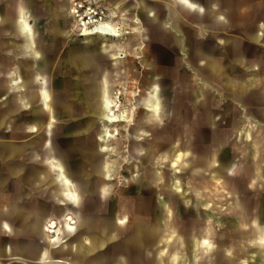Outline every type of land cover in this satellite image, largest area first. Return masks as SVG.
<instances>
[{
	"label": "crops",
	"instance_id": "0c3cea01",
	"mask_svg": "<svg viewBox=\"0 0 264 264\" xmlns=\"http://www.w3.org/2000/svg\"><path fill=\"white\" fill-rule=\"evenodd\" d=\"M53 2L54 0L47 1L49 15H53L55 20L59 21L65 28L66 22L51 6ZM197 4L202 8L215 9V11L219 13L218 22L226 26L223 29L216 28L213 32L216 35V44L227 48V60H223L220 54H216L210 63L200 62L201 67H203V77L208 80L210 75H206L205 71H211V81L214 86L218 88L221 97L227 96L231 100L240 103L247 108L246 112L249 117H256L264 121V99L259 96L260 93H264V62L261 64V83L257 86L255 85L256 87H253L254 84L252 79L247 78L246 75L241 72V70H243L242 67H244L245 70H250L255 66L253 61L247 59V55H252L256 51L252 45H264V28L262 27V24H264V0H213V3H210V0H140L137 5L144 24L153 30L157 40L161 42L169 41L172 43L175 51L183 54L186 41L188 42L195 38L194 36H196L197 33L200 34H198V38L204 37L201 31H203L204 27H202V24L206 22L207 13L200 12L195 6ZM121 5V1L117 2L112 11L117 13V9ZM19 14L21 13L19 12ZM49 15L33 16L28 22H22V30L26 34H29L32 25L41 27L48 20ZM197 19L200 20L198 21ZM159 22H162L164 27L168 30L167 34L162 32L158 26ZM132 23L135 24L133 31L139 32L138 25L140 21L134 18ZM234 23L236 25H241V23L244 25L242 30L244 40L225 36V34L231 30ZM123 33H128L126 28H123ZM233 41L237 43H235V52L232 46ZM0 43L5 46L4 49L0 51V69L8 65L11 67L10 71L14 72L10 77L0 74V81H3L2 84H4V88L0 91V98L6 99L3 105L4 110L2 111V115L5 118L11 112L17 113V119L19 118L20 121L19 131L24 134H37L34 138H27L28 140L22 142L0 141V145L4 143L10 146L18 145L16 148L10 147L5 151L0 149V179L3 178L6 183L9 181L13 182V186L4 193V195L7 196L3 204L4 206L8 205L14 192L17 191L20 193V203L26 207L24 210H21L24 214H30L33 206L46 202L54 203L62 207V209L58 211H53L46 221L61 220L66 216H70L75 221V224L73 226L63 224L59 227L60 235L65 238V235L74 234L78 225L77 216H71L69 211L65 209L67 205L71 207V204H74L78 200L77 192L72 187L70 178L65 176L63 179V193L62 196L59 195L56 191V182L54 179L57 163L53 160L49 163H40L37 160L30 161L29 156L34 152L38 154L41 152L46 128L50 125H54V132L51 136L53 139L60 140L63 138L71 139L80 137L85 140H98L101 143V149L104 153H113L114 149L110 147V141L114 138V130L119 133V129L116 127L119 123L111 124L108 122L107 113L109 108L107 107V102H112L113 100L108 93L109 85L105 54L115 50L116 46L114 44L108 45L107 42H103V44L99 46L95 44L67 45L65 37L60 46V51L50 77L47 79V87L50 89V95V93H44L43 91L41 94L40 88L42 86V79L37 80L34 82V85L32 84L29 86L27 82L21 81V79H27L28 64L25 61L28 56L15 58L13 61L11 60L17 48L16 42L11 39L0 38ZM25 47L28 49L29 56H37L38 51L32 46L31 39L28 38V40H26ZM95 58L101 63L102 73L100 75H97V72L94 71ZM181 58H179L177 62L171 80L164 85L161 84L159 87L151 85L149 92H147L142 102L144 108L150 113V121L154 124L162 122L164 117L162 112L163 103L162 99L159 97L160 94L166 91L172 95V93L178 90L175 85H172L173 87L170 90L168 87L173 84L174 78L179 71ZM153 59L156 62L155 57H153ZM155 62L152 67V72L158 70V66ZM53 96L62 98L63 102L61 107L66 112L70 113L67 117L63 116V114L52 115L51 103ZM252 101L258 103V106L250 107ZM45 103L47 106L44 105ZM173 104L174 96H172L170 100L171 108H173ZM213 106L214 111L212 117L216 123L221 125V121L218 120V116L220 115L219 100L216 101V103L213 102ZM85 111L91 115L90 118L83 115ZM168 116H171L170 113H168ZM196 116L199 118V123L202 124V127L210 131L204 125L206 116ZM96 120L99 121V126L96 125V123H98ZM133 122V120L125 119V121L120 123L131 125L134 124ZM232 122L234 125L232 129H225L226 132H230L228 140L230 136H232L233 128H237L236 121L233 120ZM219 127L221 128V126ZM209 133V137H211L213 133L211 131ZM136 134L140 135L142 132L138 129ZM260 135L261 133L257 130L255 135L253 137L251 136V140L253 141L255 138H259ZM136 147L133 149H136ZM156 147H158V144ZM249 147L250 146L244 149L246 152L244 156L248 155ZM177 150L178 148L175 151ZM142 153L144 154V151ZM188 155L190 156L187 152L184 154L180 153L171 159L174 153L171 155L166 154L165 159L169 161V165L172 168L185 169L186 165H188V169H190V164L185 163V161L183 162V159ZM228 155L234 154L229 153ZM51 157L52 156H50V158ZM226 157L227 155L219 157L218 154L217 159H214L212 163L213 169L218 168V159L223 161ZM140 158L145 161L148 159V156L142 155ZM21 159L25 161L23 167L14 168L11 165V161ZM233 165L234 162L230 169L229 176L232 172L240 174L242 162L238 170H235ZM105 169V179L107 180L111 172V165L107 160ZM256 174L259 177H254L253 180L250 181V184L248 183L249 190L254 182L259 181L264 176V166L260 171H257ZM144 177L151 179L155 183L163 180L165 185L172 186L168 182V176L162 173L153 175L151 172H146ZM173 186L179 191L182 185L179 180H173ZM105 187H107L106 184L103 188L104 191ZM197 192H200L198 188ZM61 199L65 202L62 206ZM107 200H109V193ZM250 201L244 202L248 204ZM160 206L158 213L152 214V218L150 217L154 220L153 225L145 222L143 219L145 216L139 213L135 218L133 226L129 224L126 225L130 220L127 215L122 214L121 217H119L117 224L122 232H120L121 234L118 236L127 238L129 243L126 245L135 248L137 251L134 253V251L128 250L123 254L122 258H119L117 254L110 256L112 260L123 263H102L96 261L88 263L89 261L85 260L83 261L85 263L75 264H264V200L260 199V217H250L245 223L241 221L234 207H231L230 209L233 210L232 215L235 222L227 223L226 228L222 233L218 234L217 238V233L212 229L216 226L215 221L212 225L203 227L205 231L204 234L200 237H193L194 252L197 255L195 254V257L192 255V258H190L191 251L189 242L185 243L186 238L184 233H182V231L178 232L177 228L173 226L169 227L172 224L169 223L170 214H172L174 220L169 203L161 202ZM60 212H62V214L59 217L57 216L58 218L53 216L55 213ZM235 223H239L240 232L245 233V236H239L237 232L233 230V224ZM163 227L164 230L162 229ZM243 227L248 229L243 230ZM253 229H258L255 233L256 235H248ZM5 234H8V229L2 226L0 229V236ZM147 235H151V237L154 236V240L148 243L146 239ZM160 236L166 237L165 240L168 251L165 253L164 250L158 251L154 254V259H147L145 256L146 245H151V243L159 239L158 237ZM97 239L98 237L95 236L93 240L97 241ZM84 241L87 243L86 246H89L90 239L85 238ZM45 242L47 246L50 245L54 248L58 245H62L65 241L63 243L52 244L50 237H46ZM69 246L76 248V254L81 253L86 255V251L81 247L71 243H69ZM51 249L48 247L45 248L44 260L50 259ZM59 250L63 253L62 249ZM139 251L142 252V260L138 255ZM251 251L257 252V260L260 263H247L246 260L242 259V257H246ZM68 254V256L63 255L66 258H62L68 259L72 255H75L71 254L70 249Z\"/></svg>",
	"mask_w": 264,
	"mask_h": 264
},
{
	"label": "water",
	"instance_id": "95a60500",
	"mask_svg": "<svg viewBox=\"0 0 264 264\" xmlns=\"http://www.w3.org/2000/svg\"><path fill=\"white\" fill-rule=\"evenodd\" d=\"M47 1L0 0V38L11 39L16 42L17 48L11 57L12 61L18 57L28 56L25 61L28 64L27 79L24 78L21 81L27 82L29 86L42 79L41 94L42 91L50 93V89L47 87V79L50 77L60 46L67 34L64 26L55 20L53 15H49ZM210 3H213V0H210ZM195 6L200 12L207 13V19L202 24L204 28L201 31L204 37L198 38L199 33H197L194 36L195 38L188 41L189 43L186 41L183 57L179 64V71L174 78L173 84L168 87L169 90L174 85L178 88L177 92H175L174 104L170 112L173 117L172 123L156 132L158 147L154 148L148 144L142 151H144V156H148V159L145 160L149 166L147 172H151L153 175L156 174L157 171L154 166L158 164V159L163 160L166 154L171 155L177 148H180L176 147V140L188 134L187 128L191 125L196 115H205L204 125L213 133L209 137L207 145L196 148L184 144L181 149H186V152L190 154L188 158L190 163L189 171L196 173L197 177L203 176L202 171H212L219 176L227 178L235 159L234 155H227L223 161L218 159V168L213 169L212 167L214 159L218 157L220 148L226 144L230 135V132L228 133L225 129H221L219 123H216L212 117L214 111L213 102L216 103L221 94L211 81V71H205L206 75H210L208 80H206L202 75L203 67L200 65V62L210 63L216 54H220L223 60H227V48L216 44V35L213 32L216 28L223 29L226 26L218 22L219 13L215 9L202 8L198 4ZM43 15H49V18L41 27L32 25L29 34L22 30V22H28L33 16ZM158 26L164 34L168 33L162 22H159ZM262 27L264 28V24H262ZM28 38L31 39L32 46L38 51L36 57L29 56L28 49L25 47ZM232 43L234 44H232L234 51L236 42L233 41ZM94 62V71L97 72V75H100L102 73L101 63L96 58ZM10 69L11 67L7 65L0 69V74L10 77L14 73ZM0 83L1 91L4 88V84H2L3 81H0ZM259 96L264 99V93H260ZM62 102L61 97H52V115L63 114V116L67 117L70 114L61 107ZM44 105L47 106L46 103ZM53 127L54 125L47 126L41 152L39 154L31 153L29 160H37L40 163H49L53 160L57 163L54 179L56 191L61 196L64 189L63 179L65 176L70 178L71 185L78 195V200L71 204V208H73L77 216L78 225L74 234L69 235L68 241L81 247L86 251V255L78 253L68 259H64L62 258L64 253L59 250V246H56L50 252V259L44 260L46 248L44 245V223L53 211H58L62 207L46 202L33 206L30 214H24L21 210L26 207L20 203V193L17 191L14 192L8 205L4 206L3 195L13 186V182L9 181L6 183L1 178L0 229L5 226L8 229V234L0 236V262L75 264L85 263L83 261L87 260L89 261L88 263L95 261L123 263L112 260L110 256L117 254L119 258H122L123 254L128 250H132L134 253L137 251L135 248L126 245L129 243L127 238L118 236L122 231H120L117 222L122 214L118 211L117 203H110L111 201L107 200L109 190L106 187L105 191L103 189L106 181L105 163L109 154L102 151L98 140H85L80 137L53 139L51 137L54 132ZM258 131L261 133L260 137L252 141L249 145L248 155L243 158L240 179L227 180L232 193L234 210L243 223L250 217L259 218L261 215L259 197L253 198L248 204L244 202L245 194L248 191V183L250 184L254 177H259L256 172L260 171L264 166V127H258ZM17 146H10L4 143L0 145V149L5 151L10 147L16 148ZM157 149H163L162 153L158 154ZM50 156H52V159ZM24 162L22 159L13 160L11 165L14 168L23 167L25 165ZM61 202V206L65 204L63 199H61ZM99 207H102V209L99 210ZM172 213L174 214V220L169 227L173 226L176 228L175 212L172 211ZM238 224H233V230L239 236H245V233L240 232ZM162 229L164 230V227ZM258 229H253L248 235H256L255 233ZM204 232V228L200 227L182 231L186 238L185 243L189 242L191 248L190 258H192L194 251L193 237H200ZM95 236L98 237L97 241L93 240ZM85 238L90 239L89 246H86ZM138 255L142 260V252L139 251Z\"/></svg>",
	"mask_w": 264,
	"mask_h": 264
},
{
	"label": "rangeland",
	"instance_id": "374dc122",
	"mask_svg": "<svg viewBox=\"0 0 264 264\" xmlns=\"http://www.w3.org/2000/svg\"><path fill=\"white\" fill-rule=\"evenodd\" d=\"M95 1L110 10H113L116 3L121 1L122 5L117 9L114 22L118 28H126L128 33H123L120 38H104L96 35L85 37L73 26V20L68 13L69 0H54L51 6L66 22L67 45L95 44L99 46L103 42H107L108 45L114 44L116 46L115 50L105 54L107 59L108 93L110 98L116 103L115 113H124L126 119L133 120L134 124H117L116 127L119 129V133L114 134V138L110 141V147L114 151L109 154L107 160L111 165V172L109 179L105 181L106 188L109 190L110 203H117L118 211L123 215H127L130 219L126 225L133 226L138 213L145 216L143 217L145 222L153 225L152 214L158 213L161 202H168L171 211L175 212V226L178 232L196 227L203 228L206 225H212L215 221L216 226L212 229L217 233V238L218 234L222 233L226 228L227 223L235 222L232 215L233 210L230 209L234 205L231 200L232 193L230 192L227 180H238L240 179V174L232 172L226 178L212 171H202L203 176L197 177L196 173L189 171L188 165H186L185 169L172 168L168 160L158 159V164L154 166V169L158 174L162 173L168 176V182L172 186H167L163 180L155 183L151 179L144 177L149 166L145 161L140 159V156L144 155L142 150L146 145L150 144L156 148L158 144L156 132L172 123L173 117L172 115L168 116V113L172 110L170 100L172 96L175 97V92L172 95L166 91L160 94L159 97L162 99L164 117L162 122L159 123L154 124L150 121V113L144 108L142 102L147 92H149L151 85L159 87L161 84L164 85L171 80L177 62L179 58L183 57V54L175 51L172 43L169 41L161 42L157 40L153 30L144 24L138 11L137 4L140 0ZM134 18L140 21L138 25L139 32L133 31L135 24L132 23V20ZM243 27L242 23L241 25L234 23L231 30L225 36L244 40ZM4 47L0 43V51ZM252 47L256 51L252 55H247V59L253 61L255 66L250 70H245L242 67L243 70L241 72L247 78L252 79L253 87H256L261 83L262 79L261 64L264 62V45L254 44ZM153 57H155L156 62ZM154 62L158 66L156 72H152ZM5 102L6 99L0 98V141L22 142L28 140L27 138H34L37 135L36 133L24 134L19 131L20 121L19 118L17 119V113L11 112L4 118L2 111L4 110L3 105ZM219 104L220 115L218 116V120L221 121V129H232L234 126L233 120L236 121L237 125V128H233L232 136H230L227 144L221 147L219 157L233 153L235 155L233 167L235 170H238L242 158L246 154L244 149L252 143L251 136L255 135L258 127H264V121L256 117H249L246 107L227 96L220 97ZM250 104V107L258 106V103H254L253 101ZM83 115L91 117L87 111ZM96 122H98L96 125L99 126V121L96 120ZM138 129L142 134H136ZM187 129L188 134L176 140V145L180 148L173 152L174 156L171 159L180 153L184 154L186 152V149H181L184 144L196 148L207 145L210 131L202 127L197 116L194 117L192 124ZM135 147L136 149H133ZM157 151L159 154L162 153L163 149H157ZM188 157L189 155L183 159V162L185 161V163L190 164ZM173 180L181 182L182 186L179 191L173 186ZM197 188L200 192H197ZM6 196L4 195L3 198L6 199ZM255 197L264 200V176L251 185L250 190L248 189L245 194L244 201L249 202ZM65 209L69 211L71 216H76L73 208L69 205ZM98 209L100 210L102 207ZM62 212L55 213L53 216L58 218ZM172 221V214H170L169 223H172ZM246 229L243 227V230ZM53 235V233L44 231V245L49 249L53 247L47 246L45 238ZM65 236V242L62 245H58L60 246L59 249H62L65 256L69 255V249L71 250V254H76V248L69 246V235ZM158 238L151 245H146L145 256L147 259H154V254L158 251L164 250V253L168 251L166 237L160 236ZM146 239L150 243L154 240V236L147 235ZM195 254L193 251L192 255L194 257ZM242 259L246 260L247 263H260L257 260L256 251L249 252ZM10 263L20 264L19 262H0V264ZM50 264H58V262H51Z\"/></svg>",
	"mask_w": 264,
	"mask_h": 264
},
{
	"label": "built area",
	"instance_id": "2783aa9c",
	"mask_svg": "<svg viewBox=\"0 0 264 264\" xmlns=\"http://www.w3.org/2000/svg\"><path fill=\"white\" fill-rule=\"evenodd\" d=\"M68 13L80 34L106 23L118 28L112 10L95 0H69Z\"/></svg>",
	"mask_w": 264,
	"mask_h": 264
},
{
	"label": "bare ground",
	"instance_id": "6f19581e",
	"mask_svg": "<svg viewBox=\"0 0 264 264\" xmlns=\"http://www.w3.org/2000/svg\"><path fill=\"white\" fill-rule=\"evenodd\" d=\"M114 15H116V12L112 11ZM74 26L76 27V24L73 23ZM123 33V28H117L112 26V24L110 23H106L100 26H96L95 29L91 30V31H87L85 30L81 35L83 36H101V37H112V38H118L122 35ZM107 107L109 108L107 116H108V122L113 124V123H120L125 121L126 117L125 114H116V103L114 102V100L108 101L107 102ZM113 133H118L116 130L113 131ZM110 135V134H107ZM63 224H68L70 226H73L75 224V221L70 217V216H66L65 218L61 219V220H49L46 221L45 225H44V231L45 232H49V233H53L54 235L50 237V241L52 244H58V243H63L65 241V238H63L60 235L59 232V227Z\"/></svg>",
	"mask_w": 264,
	"mask_h": 264
}]
</instances>
